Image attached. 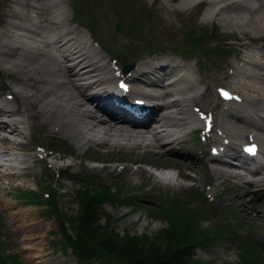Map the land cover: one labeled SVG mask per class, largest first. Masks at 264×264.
Instances as JSON below:
<instances>
[{
    "label": "rangeland",
    "instance_id": "1",
    "mask_svg": "<svg viewBox=\"0 0 264 264\" xmlns=\"http://www.w3.org/2000/svg\"><path fill=\"white\" fill-rule=\"evenodd\" d=\"M46 1L50 3L48 15L63 21L59 25L41 22L43 29L56 30L73 26L76 28L73 29L74 34L79 39H84L86 45L90 46L91 40L95 43V39L102 45L107 44L109 47L106 49L112 55L107 53L110 60H113V54L109 49L119 51L121 55H115L114 59L118 66L130 61H134L135 64L142 61L151 63L158 55H162L158 57H178L184 60L196 74L199 86L196 88L195 84H191L193 88L185 91L184 94L195 92L197 97L186 101L187 106L183 107L180 125L173 128V131L182 135L193 125H200L202 130L192 134L186 133V141L181 144L184 149L195 152V159L182 160L184 174H180L174 166L169 165L167 155H159L156 148L148 146L127 148L130 146L112 143L104 133L101 137L95 136L97 133L95 127L91 130L83 128L86 139L94 135L100 140L106 138L108 142L105 139L106 141L103 142L106 143H90L89 145L92 146L89 147L82 136V138H71L65 135L68 128L76 129L74 126H66L63 131L60 123L62 120L67 124L72 122L81 128L84 121L86 126L90 127L84 116L79 113L82 117L81 122L74 123L71 118L74 110L70 105L56 107L51 115L47 111L49 107H45L41 99L42 95L49 99L55 98L43 88L42 82H38V74L35 76L31 74L36 86L29 84L23 87L19 83L17 86V83L14 84L17 78L15 73L6 74L5 67L1 65L0 101L5 99L7 93L14 95L13 100L9 99V105L16 107L19 121L22 123L19 126H23L19 136L7 135L14 140V144L0 139V237L4 239V253L15 254L20 264H33L35 255L38 256L36 260L39 264H77L69 251L62 249L57 235L53 234L56 229L54 221L50 217L42 216H47L45 211L36 205L19 204L12 196L22 189L36 191L38 184L49 182L42 173L44 163L51 172L72 164V171H94L113 193L133 194L136 191L131 186L135 185L143 192L139 196L141 200L132 197L130 202L118 208L109 201L103 204L102 208L111 215V224L119 236L125 231L129 235L152 236L157 231L165 229L166 224L155 211L157 209L150 206L169 202L170 205L185 207L192 212L200 205L197 212L199 229L206 231L211 228L210 234L223 231L227 235H217L209 244L196 249L192 258L193 264H240L239 248L232 241L234 236L242 237L247 242H260L262 245L257 244L254 248L260 250V261L264 264V199L261 204L263 216L261 215L260 219L253 216L245 217L242 208L234 206V201L240 197L241 202L252 205L253 199L244 192L255 186L246 184L236 186L234 185L238 180L236 177L221 173L214 175L208 169V165L202 164L196 154L197 149L200 151L209 149L220 128L215 117L218 115L215 108L222 105L218 102V90L229 87L237 89L235 81L239 76L234 77L233 73L241 66L240 58L246 51L253 49L251 46L253 43L264 45V33L260 36L241 33V17H248V10L255 1L242 3L241 0H220L219 4L215 1L208 4L204 0H196L197 2L194 0H59L61 5H57L56 0H0V34L2 31H9L6 27L10 22L17 23L18 20H14L17 17L13 15L16 7L20 12L21 10L30 12L31 7L41 10V5ZM230 4L234 6L226 7ZM222 7L225 8L223 17L219 14L216 15L218 18L212 16L210 10L217 8L218 11ZM75 9H78L79 15L85 20L76 18ZM206 9L209 11L206 12ZM237 16L238 19L234 18ZM118 19H121L122 25H129L125 31L131 30L130 36L115 30ZM202 33L206 34V40L201 36ZM201 41L205 42L200 45ZM187 48H192L195 53L189 59L181 51ZM99 50L102 48L99 47ZM40 78L45 79L42 76ZM18 88L22 90L24 96L18 95L16 92ZM55 103L64 104L58 103L56 99ZM211 111L215 113V115L212 113L214 119L210 114ZM48 136L66 140L71 152L49 150L54 148L45 142ZM16 138H19L23 144L16 142ZM38 140L41 143H37ZM257 144L259 145V142ZM14 145L17 147L11 149ZM164 149L168 148L164 147ZM207 163L228 169L216 162ZM8 165L21 168L22 173L15 177L4 175L3 172ZM137 168H142L148 173L136 172ZM226 172H235V170ZM168 176L175 178L173 182L169 181ZM69 181L71 184L69 187H61L55 181H52L51 185L57 186L58 191H66L68 194L70 187L76 186L75 181ZM18 184L21 186L19 187ZM204 196L207 199H204ZM72 199H76L74 193ZM131 201L133 204L129 205ZM18 206L26 207L19 208V210L25 209L24 215L17 213ZM61 206L67 212L75 209V204L70 206L61 204ZM148 209L154 210L153 213L149 214ZM102 221H105V218L100 216L98 222L102 224Z\"/></svg>",
    "mask_w": 264,
    "mask_h": 264
},
{
    "label": "bare ground",
    "instance_id": "2",
    "mask_svg": "<svg viewBox=\"0 0 264 264\" xmlns=\"http://www.w3.org/2000/svg\"><path fill=\"white\" fill-rule=\"evenodd\" d=\"M56 1L57 5H61L59 0ZM204 1L209 4L216 0ZM254 1L255 4L250 7V10H248V17H241V33L244 35L253 34L255 36H260V34L264 33V0ZM38 4L40 3L38 2ZM49 4L50 3H48V1L42 5L40 4L42 11L33 7L30 8V13L28 11L20 12L17 9L13 11V15H15L18 19L28 21V24L13 25V27L24 31L25 33H23V37H19L20 40H16L20 44H16L14 46H8L7 44L0 45V65L5 67L7 73H11L12 71L16 74L18 78L15 79L14 84L17 83V86L18 83L19 85H23V87H27L29 84L36 86L31 74L33 76L38 74V82H42L43 88L48 93H52L58 103H64L56 104L55 99H49L47 96L42 95L41 102L42 104H45V107H49V110L47 111L51 115L56 107H65L66 105H70V108L74 110L71 115L74 123L76 122L78 124L82 118L80 116L81 114L91 125L90 127H87L89 125L86 126L85 122L83 121L81 128H79L80 126L78 127V125L72 124V122L67 124L62 120L60 123L63 131L66 126H74L76 128H68L65 132V135H68L71 138H80L83 135V128H85V130H91L93 127H99L102 129V133L107 135V139L109 140H112L116 137L126 139L123 136L124 134L122 130L114 127V124H111V121H115V118L123 119L119 107L114 106L109 101V99H113L109 94L105 93L102 95V93L100 94L96 92L97 90H101L103 85H106L108 82H105L106 80H103L102 77H99L97 74L93 73L99 68H94L93 64L88 61V56L85 51H83V49L77 45H71L66 48L67 42L71 40L70 37H67L63 41H57L56 47L58 49L64 50L61 57V61L64 64H56L52 61L49 52L41 47L40 41L37 39L39 36L37 30L43 29L41 22L59 25L62 24L63 21H58L57 19H53V16L51 17L48 15V9L50 7ZM229 6L234 5L230 4L226 7ZM224 11L225 8L222 7L220 10L218 9V11L212 16L216 17V15L219 14L221 17H223ZM221 17H219V21H221ZM216 18H218V16ZM234 18L238 19V16ZM9 31H2L1 34L8 35ZM255 46L260 52V56L258 58L259 60L255 61L249 69L247 68L243 70L241 77L237 69L235 73H233L234 77L239 76V78L235 81L238 88L232 89L231 87L233 96L227 102V108L229 110L224 111L217 120L218 125L222 126L223 128V130H219V137L221 140L222 138H230L231 148L233 141L235 142L240 140L243 134L241 130L238 129L234 124H242L245 126V128H250V122L256 117H259L260 114L264 113V47L260 43H255ZM92 53L93 54L91 57L95 58L97 52L92 51ZM4 55L7 56L8 59L3 58ZM31 58L33 59L31 61V65L29 66ZM103 59L104 57L102 56V60ZM102 60L99 59L98 61L101 62ZM100 69L104 70L103 67ZM129 71L128 79L130 78L133 85L138 84L137 86L140 88H142V85H146L147 87H154L157 89L159 88L158 90H161V93L155 91L153 94H143L142 97L148 101H151L152 105L149 106L147 112L143 109L139 112L140 114L144 112V116L137 122L141 123V126L146 125L144 129H148L146 132L149 133V136L152 140L148 147L156 148V152H158L159 155H167L166 159L169 161V165L174 166L176 171L180 174H184L181 162L184 163L183 161L186 159H195V155L193 152H190L182 147L181 144L183 139L181 138V135H178L173 131V128L180 125L179 121L182 119L183 107L187 106L186 101L192 100L196 97L194 94L195 92L191 94H184L186 90L193 88L191 84H195L197 81L196 74L188 66V64L175 62L172 59L169 60V62L165 59H160L158 61V65L156 66H153L149 62L142 61L137 63ZM157 71H162L164 74H177L182 71L183 73L182 75L179 74L176 78L167 83L165 82V79H161V77L156 75ZM40 76L45 79H41ZM118 81H121V79ZM144 90L150 91L151 89L144 88ZM16 92L18 95L24 96L21 89L18 88ZM93 103H95V105L91 106ZM15 108L14 106L9 105V102H0V133L6 132L8 134L14 135V137H17L21 134L22 131H20L17 126L22 123L19 121L18 113ZM162 110L165 111L160 113ZM100 111L109 114V122L105 121L103 118H100L98 115V112ZM125 116L130 123H135V118L133 116L131 118L127 115ZM110 117L112 120H110ZM191 117L193 116L191 115ZM260 122V128L256 129L254 136L256 141L259 142L258 151L260 155L264 157L263 114L260 118ZM140 125H138V127H140ZM131 135L132 134H129L128 137ZM106 142H108V140ZM11 143L14 144L15 142ZM132 146L142 147L139 142H134V145ZM164 146H167L168 149L164 150ZM13 148H15V145L11 147V149ZM231 153H234V150H232ZM236 157V154L230 155V159L233 161L236 159ZM219 161L225 163V165H231L233 169H241L239 166L232 165L236 164V162H231L228 160L222 161L220 159ZM201 162L207 166L206 162H204L202 159ZM248 163L249 162L245 161V164ZM20 169H17L15 165H8L5 168V172L3 173L4 175L15 177L22 173ZM208 169L211 170L214 175L221 173L236 177L238 179L236 186H242L244 184L247 186H255L253 189L244 192L250 195L253 199L252 205L241 202L240 197H237L234 201V206L236 208H242V213L245 217H261V204L264 199V167L254 170V177L249 181H245L243 176L238 173H224L219 168L215 167H208ZM139 171L147 172L142 168H137L136 172ZM168 179L169 181L173 182L175 178L173 179L171 176H168ZM24 210L20 209L19 211Z\"/></svg>",
    "mask_w": 264,
    "mask_h": 264
},
{
    "label": "trees",
    "instance_id": "3",
    "mask_svg": "<svg viewBox=\"0 0 264 264\" xmlns=\"http://www.w3.org/2000/svg\"><path fill=\"white\" fill-rule=\"evenodd\" d=\"M75 13L76 18L85 20L79 15L78 9H75ZM128 26L122 25L121 19H118L115 30L130 36L132 31H125ZM201 36L204 40L207 39L205 33ZM204 42L201 41L200 45ZM106 47L109 46L104 44L105 49ZM109 51L114 56L121 55L114 49ZM181 51L186 55L195 54L192 48ZM46 143L52 145V140L48 139ZM78 176L92 184L81 181L80 187L74 191L76 205L71 212L59 206L54 191L46 185H40L37 191L27 190L16 194L20 199L45 206L43 209L46 214L55 219L62 244L71 249L78 264H193L192 250L195 247L209 244L217 235H227L223 231L210 234L211 228L206 231L199 229L197 212L200 205L194 208L195 212H189L185 207L179 208L166 202L159 206H150L157 209L155 211L167 222L165 229L152 236L129 235L127 231L119 236L111 224V216L101 209V204L106 201L117 205L126 203L132 197L141 196L142 192L113 193L107 187H100L94 182L92 173ZM147 211L152 214L154 210ZM103 215L105 222L100 224L98 220ZM232 241L239 248L240 264H262L260 250L254 248L257 244L262 245L260 242H247L237 236L232 237ZM3 248L4 240L0 237V264H19L16 256L5 254Z\"/></svg>",
    "mask_w": 264,
    "mask_h": 264
},
{
    "label": "water",
    "instance_id": "4",
    "mask_svg": "<svg viewBox=\"0 0 264 264\" xmlns=\"http://www.w3.org/2000/svg\"><path fill=\"white\" fill-rule=\"evenodd\" d=\"M131 66H132V63L124 64L123 67H122V69H123L124 71H126V70H128L129 68H131Z\"/></svg>",
    "mask_w": 264,
    "mask_h": 264
}]
</instances>
